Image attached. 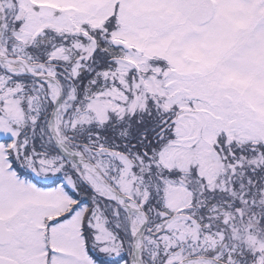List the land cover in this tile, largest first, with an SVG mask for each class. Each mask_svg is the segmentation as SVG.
Instances as JSON below:
<instances>
[{
  "label": "snow or ice",
  "instance_id": "obj_1",
  "mask_svg": "<svg viewBox=\"0 0 264 264\" xmlns=\"http://www.w3.org/2000/svg\"><path fill=\"white\" fill-rule=\"evenodd\" d=\"M0 264H264V0H0Z\"/></svg>",
  "mask_w": 264,
  "mask_h": 264
}]
</instances>
